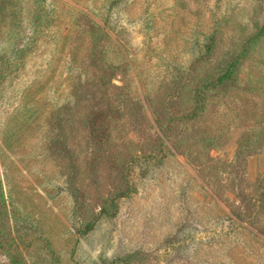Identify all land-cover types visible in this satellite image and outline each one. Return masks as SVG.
<instances>
[{
    "label": "rangeland",
    "instance_id": "374dc122",
    "mask_svg": "<svg viewBox=\"0 0 264 264\" xmlns=\"http://www.w3.org/2000/svg\"><path fill=\"white\" fill-rule=\"evenodd\" d=\"M263 22L264 0H0V264H264V35L184 117Z\"/></svg>",
    "mask_w": 264,
    "mask_h": 264
},
{
    "label": "trees",
    "instance_id": "16d2710c",
    "mask_svg": "<svg viewBox=\"0 0 264 264\" xmlns=\"http://www.w3.org/2000/svg\"><path fill=\"white\" fill-rule=\"evenodd\" d=\"M264 35V22L263 24L252 34L247 36L239 51L231 59L224 60L218 66L216 71L208 73L196 87L193 95V104L190 111L184 114L186 118H193L204 110L207 100L208 92L214 89L222 88L226 85L233 83L237 77L238 69L242 61L248 56L256 42ZM215 34L212 33L209 36V42L206 44V52L210 53L215 48ZM132 191L130 186H126L115 195L105 200L100 208V214L105 217H112L117 212V200L121 197L128 196ZM261 202L264 203V191L261 194ZM94 220H88L84 222V226L81 229L82 233L91 230L94 226ZM130 255L119 258V262L122 264H130ZM114 263V262H113Z\"/></svg>",
    "mask_w": 264,
    "mask_h": 264
}]
</instances>
